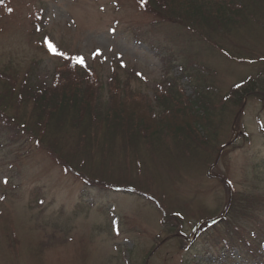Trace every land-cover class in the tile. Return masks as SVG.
<instances>
[{
	"label": "rangeland",
	"instance_id": "rangeland-1",
	"mask_svg": "<svg viewBox=\"0 0 264 264\" xmlns=\"http://www.w3.org/2000/svg\"><path fill=\"white\" fill-rule=\"evenodd\" d=\"M148 1L0 0V264H264V0Z\"/></svg>",
	"mask_w": 264,
	"mask_h": 264
},
{
	"label": "trees",
	"instance_id": "trees-1",
	"mask_svg": "<svg viewBox=\"0 0 264 264\" xmlns=\"http://www.w3.org/2000/svg\"><path fill=\"white\" fill-rule=\"evenodd\" d=\"M143 6H144V8H149L150 7L149 1L145 0V3H144ZM175 20L178 22L179 25H183L184 24L182 22V20H178L176 18H175ZM72 65L73 64H71V62H69L68 67H71ZM57 82H58L57 88L54 87L52 89H48L47 91L46 90H42V89L41 90L40 89H36V92H43V94L40 96V97H43V98H44V96L46 94L50 95L52 97V98H50V102L55 97L65 98V100L59 99L60 104H62V102H64V104H66V105H68V103H70V106L71 105L73 106L74 105V100L71 99V98L79 97L81 99V98H84L86 96V91L87 92L92 91L90 85L88 83L84 82L83 79L78 78L77 74L65 76L63 79L57 80ZM25 86H26V83H25ZM110 87L112 89L111 84H110ZM28 88L35 89L33 87H28ZM28 88H27V90H28ZM66 91H68V93H65ZM247 93L248 92H245V94H247ZM54 94L56 96H54ZM58 95H60V96H58ZM66 97H68V99H66ZM31 99L34 102H39V98L38 97H32ZM110 100H111V103H112V105L114 107H118L120 105L122 107H129L131 105V103L130 104L128 103V100H124L123 102L119 101V96H118L117 90L114 91V94L110 93ZM156 100L158 101L159 99L156 97ZM166 102L168 103L167 100H164L163 104L166 103ZM0 108H4V105H3L2 102L0 103ZM53 110H54V107H53ZM201 111H202V113H201V115H199L198 120H200V122L202 121V123H204L207 126L209 123L207 124V123L204 122L205 121L204 118H206V115H207V110L202 109ZM110 113H111V108L108 111L107 117L111 118V120H112V118L114 116V111H113L112 116H111ZM123 119L126 120L127 118L125 117V118H122V120ZM118 121H119V119H118ZM200 125L202 126V124H200ZM256 238H257V236H256Z\"/></svg>",
	"mask_w": 264,
	"mask_h": 264
},
{
	"label": "snow or ice",
	"instance_id": "snow-or-ice-1",
	"mask_svg": "<svg viewBox=\"0 0 264 264\" xmlns=\"http://www.w3.org/2000/svg\"><path fill=\"white\" fill-rule=\"evenodd\" d=\"M144 3H145V0H140V4H141V6H143ZM8 11L11 12L12 9H8ZM45 44H46V46H47V48H48V50H49L50 53H52V54H54V55L62 56V57H64V58H66V59H71V60H73L76 64H79V65H81V66H84V59H83V57H80V56H77V57H67L65 53L60 52V51L55 47V45L52 44L47 38H45ZM96 54H99V53L97 52ZM138 75H140V74L138 73ZM4 183H7V180H5ZM0 198H2V197H0Z\"/></svg>",
	"mask_w": 264,
	"mask_h": 264
}]
</instances>
